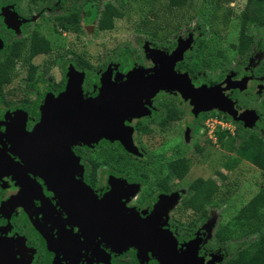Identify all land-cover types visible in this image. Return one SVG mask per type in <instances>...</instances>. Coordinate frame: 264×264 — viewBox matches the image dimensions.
Here are the masks:
<instances>
[{"label": "flooded vegetation", "instance_id": "1", "mask_svg": "<svg viewBox=\"0 0 264 264\" xmlns=\"http://www.w3.org/2000/svg\"><path fill=\"white\" fill-rule=\"evenodd\" d=\"M160 1L0 0V148L15 162H20L10 152L7 128L20 125L25 132H31L40 122L45 101L57 98L66 90L71 73L81 79L82 97L94 98L99 95L105 75L119 84L132 69H139L146 75L153 73L159 63L150 51L170 56L179 45L187 50L182 60L174 64L176 73L186 74L194 87L229 86L225 96L233 102L235 118L249 109V105L257 101L251 85L248 84L246 91L252 93L245 99L240 92L242 83V88L231 87L248 77L246 72L238 78H228L230 74L226 73L213 77L189 62V53L205 41L206 28H197L196 33L188 32L184 38H174L170 46L165 45L166 34H161L160 29L168 22H162L161 27L156 18L162 11L158 8L165 6ZM190 1L185 0L184 5L177 7L183 9ZM200 1L208 8L212 5L209 1ZM153 4H157L154 11L151 10ZM137 5L147 6L143 8V16L148 14L149 17L147 24L139 25L138 29L155 33L152 41L143 46L144 55L132 58L123 53L117 61L112 57L101 61L102 57H97L96 63L89 62L85 37L96 31L112 30L115 20L125 17V12L137 11ZM109 9L119 13L120 18L113 19L111 29L102 30L101 20ZM205 10L198 11L197 16L210 24L211 18L207 19ZM180 117L184 119L181 131L177 123ZM215 117L222 118L225 124L239 121L216 109L195 111L190 101L184 100L179 93L160 90L153 97L144 98L142 110L124 121V126L130 129L136 154L128 152L117 140L98 138L90 143H72L69 150L77 161L73 179L89 188L97 200L116 194L125 212L145 218L161 196L180 194L176 187L184 178L179 180L175 172L181 165L186 166V157L179 153L184 148L177 143L169 149L168 143L183 138L195 141L194 148L198 152L205 150L204 144H209L211 139L207 121ZM105 148L110 153L103 158L101 150ZM59 176L46 182L41 173H27L26 177L16 180L12 175H0V242L3 239L11 241L16 261L25 260L29 264H158L150 253L139 255L134 247L117 251L101 235L82 231L73 211L57 198V188L62 181ZM189 187L190 184L188 190ZM165 213L162 227L172 233L178 248L189 240L200 238L198 256L208 264L214 253L205 248L204 242L210 228L193 229L178 221L174 222L175 228L171 222H166Z\"/></svg>", "mask_w": 264, "mask_h": 264}, {"label": "water", "instance_id": "2", "mask_svg": "<svg viewBox=\"0 0 264 264\" xmlns=\"http://www.w3.org/2000/svg\"><path fill=\"white\" fill-rule=\"evenodd\" d=\"M186 50L179 45L170 56L151 50V56L159 63L156 71L146 75L132 69L119 84L105 75L99 95L94 98L82 97L81 79L71 73L66 90L57 98L45 101L40 122L31 132H25L20 125L7 128L10 152L20 162H15L0 148V175H12L16 180L26 177L27 173H41L48 182L59 174L62 181L57 198L73 211L82 231L101 235L117 251L134 247L139 255L150 253L158 264H205L204 258L198 256L200 238L178 248L172 233L162 227L163 214L177 200V194L161 196L145 218L125 212L116 194L97 200L89 188L73 179L77 161L69 150L72 143L104 138L117 140L128 152L136 154L130 129L124 126V121L142 110L144 98L153 97L160 90L179 93L190 101L195 111L216 109L235 120H243L247 112L235 118L233 102L225 96L229 86L194 87L186 74L174 71V64L182 60ZM231 87L242 88L241 82ZM12 249L11 241L0 242V264H29L25 260L16 261ZM207 263L211 264L212 260Z\"/></svg>", "mask_w": 264, "mask_h": 264}, {"label": "rangeland", "instance_id": "3", "mask_svg": "<svg viewBox=\"0 0 264 264\" xmlns=\"http://www.w3.org/2000/svg\"><path fill=\"white\" fill-rule=\"evenodd\" d=\"M160 2L166 5L158 8L162 11L158 12L156 18L159 19L158 24L160 25L158 26L162 27V22H168L163 29H160L161 34H166V46H170L174 38L178 36L184 38L188 32L194 31L196 33L198 31L197 28H206L207 34L203 44L193 48L189 53L188 60H190L189 62L192 66L205 70L208 74H212L213 77L219 75L221 77L225 73L230 74L228 78L236 76L238 78L244 72L249 75L238 81L243 85L240 90L243 93L241 94L242 99L248 98L252 92H256L257 101L249 105L247 110L242 107L243 112H247L243 120L227 122L232 135L236 133V128L241 126L246 133L256 135L258 145L264 150V27L258 29L256 25L248 21L247 34L253 37V44L244 55H237L236 49L233 50L232 45L238 44L240 20L237 16L241 14L245 6V0H233L229 4L221 3L217 7L212 4L209 8L207 5L202 4L200 0H191L183 9L177 6H170L171 13H169L167 8L168 0H161ZM156 5H151V10L157 9ZM137 6V11L125 12V17L115 20L112 30L96 31L85 37L86 56L89 62L96 63L97 57H102L101 61L108 57L119 60L120 54L123 53L128 54L132 58L136 55L140 57L144 55L143 46L152 41L153 33L146 29H138L145 19L149 20V17H147L148 14L143 16V8L145 7L146 9L147 6ZM140 9L143 10L140 11ZM201 10L206 11L207 19L211 18L210 24L197 16V12ZM151 27H153L152 24ZM248 84L252 86V88L250 86L252 92L246 91ZM183 122V117L177 120L180 131L183 129ZM208 135L212 136L210 132ZM194 142L193 140L186 141V139L177 138V142L173 140L168 143L169 149L177 143H181L184 149H182V152L179 151V153L186 157L188 173L181 182H178L179 186L176 187V190H179L180 194L165 213L167 216L166 222L168 224L171 222L175 228H177L175 221H178L184 227H193V229L208 226L210 232L204 241L205 248L214 252L211 253L209 260H212L211 264H226L227 261L236 255L240 248L236 245L242 243V245L247 246L264 233V225L261 224L259 228L253 231L252 229L255 226L252 225L243 228L244 230H251L247 236L242 234V231L235 230L232 238L224 244L218 243L215 239L216 232L225 225L229 227L237 211L264 185V175L256 167L244 160L231 172H228L223 168V165L228 163L227 156L229 153L221 150L214 139H210L209 144H204L206 145L204 146L205 150L201 152L195 150ZM101 151L103 158L110 153L107 148ZM159 151L160 149L157 152ZM216 172H221L224 179L215 175ZM198 176L203 179L210 178L215 180L218 185V191L211 198V205H206L203 210L194 213L191 209L183 210L181 207H183L182 203L190 195L188 190V186L191 184L190 181ZM228 229L231 230L234 227L230 226ZM233 246H236V249Z\"/></svg>", "mask_w": 264, "mask_h": 264}, {"label": "trees", "instance_id": "4", "mask_svg": "<svg viewBox=\"0 0 264 264\" xmlns=\"http://www.w3.org/2000/svg\"><path fill=\"white\" fill-rule=\"evenodd\" d=\"M206 1H209V3L217 7L221 3L229 4L233 0ZM184 2L185 0H168L167 8L170 9V6L173 5L182 6ZM115 18H120V14L115 12V10L109 9L104 12L101 20V29H111L113 19ZM237 18L240 20L238 44L232 45V48L233 50L236 49L235 52L237 55H244L247 49L253 44V37L247 34L248 21L256 25L258 29L264 27V0H245V6ZM147 21L148 19H145L141 26H145ZM201 31L205 32L204 29ZM153 35H155V33H153ZM218 119L222 120L220 117H218ZM209 138L214 139L221 150L229 153L227 156L228 163L223 165V168L228 172H231L242 160H244L256 167L260 173L264 175V150L258 145L256 135L246 133L241 126L236 128V133L234 135H232L228 129L217 126L212 136L209 135ZM180 167L175 174L179 180H182L188 173V168L185 164ZM215 175L224 179L221 172H216ZM189 191V198L187 201L185 200L183 202L182 206L183 208L199 212L203 210L206 205L212 204L211 198L217 193L218 185L215 183V180H204L199 178L192 181ZM261 224L264 225V185H262L258 192L237 211L230 225L227 224L229 227H234V229L230 230L228 229L229 227L225 225L216 232L215 239L218 243L224 244L232 238L235 234V230L242 231V234L247 236L249 234L248 232L251 230H244V227L253 225L255 226V228L252 229L253 231L259 228ZM236 246L240 248L236 255L227 261L226 264H264V233L259 235L258 239L252 241L247 246L242 245V243ZM236 246H233V248L236 249Z\"/></svg>", "mask_w": 264, "mask_h": 264}, {"label": "built area", "instance_id": "5", "mask_svg": "<svg viewBox=\"0 0 264 264\" xmlns=\"http://www.w3.org/2000/svg\"><path fill=\"white\" fill-rule=\"evenodd\" d=\"M208 129L211 134H213V131L216 129L217 126H220L221 128H226L229 131H231L229 124H225L222 120H219L218 118H212V120L207 121Z\"/></svg>", "mask_w": 264, "mask_h": 264}]
</instances>
